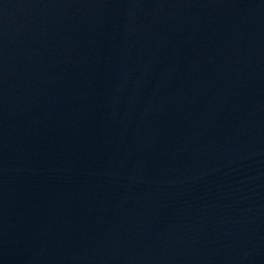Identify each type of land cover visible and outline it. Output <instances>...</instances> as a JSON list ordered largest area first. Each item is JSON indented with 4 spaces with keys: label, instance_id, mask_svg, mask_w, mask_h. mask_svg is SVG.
Returning a JSON list of instances; mask_svg holds the SVG:
<instances>
[{
    "label": "water",
    "instance_id": "95a60500",
    "mask_svg": "<svg viewBox=\"0 0 264 264\" xmlns=\"http://www.w3.org/2000/svg\"><path fill=\"white\" fill-rule=\"evenodd\" d=\"M0 264H264V0H0Z\"/></svg>",
    "mask_w": 264,
    "mask_h": 264
}]
</instances>
